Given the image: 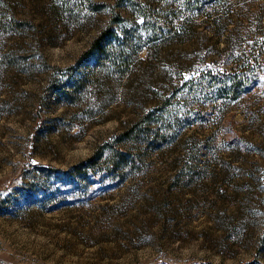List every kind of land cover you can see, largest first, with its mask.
Segmentation results:
<instances>
[{
  "label": "rangeland",
  "instance_id": "374dc122",
  "mask_svg": "<svg viewBox=\"0 0 264 264\" xmlns=\"http://www.w3.org/2000/svg\"><path fill=\"white\" fill-rule=\"evenodd\" d=\"M257 33L264 0H0V264H264V62L208 80Z\"/></svg>",
  "mask_w": 264,
  "mask_h": 264
},
{
  "label": "trees",
  "instance_id": "16d2710c",
  "mask_svg": "<svg viewBox=\"0 0 264 264\" xmlns=\"http://www.w3.org/2000/svg\"><path fill=\"white\" fill-rule=\"evenodd\" d=\"M255 41L253 49L250 53L246 54L242 62L238 63L229 72H225L220 76H211L208 78L211 86H217L218 94L220 97L228 96L237 99L242 96L258 78V74L263 69L264 50V37L260 33L255 34ZM104 40L102 34L97 38L92 46L95 50L97 46H101Z\"/></svg>",
  "mask_w": 264,
  "mask_h": 264
}]
</instances>
